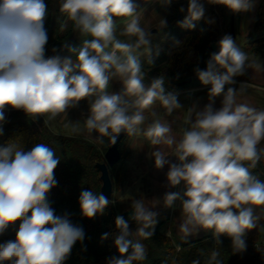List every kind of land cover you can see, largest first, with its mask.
<instances>
[{"label":"clouds","instance_id":"obj_1","mask_svg":"<svg viewBox=\"0 0 264 264\" xmlns=\"http://www.w3.org/2000/svg\"><path fill=\"white\" fill-rule=\"evenodd\" d=\"M175 0H158L163 7ZM223 5L234 13L251 12L257 0H207ZM134 0H59V12L73 24L74 30L90 37L79 48L62 44L72 56L59 54L46 57L48 43L44 27L48 16L45 0H0V137L7 123L5 109L23 111L36 120L67 117L69 109L87 101L89 115L84 127L89 135L98 133L99 143L107 137L116 144L121 133L129 137L144 136L152 146L173 149L178 162H170L159 147L151 153L156 169L168 165L166 174L170 188L183 185V192H166L163 203L173 208L179 201L183 215L178 226L182 239L199 230H211L216 244L220 236L231 240L232 253L246 250V233L257 227L258 211L264 213V181L252 169L264 158V110L247 103H237L245 84L239 88L234 77L247 69L264 71V63L250 58L231 35L219 41V51L210 54L206 68L194 69L202 85L209 86L203 108L193 104L187 109L182 136L177 140L170 124L159 119L145 125V111L157 102L171 116L183 109L176 93L166 91L165 77L146 82L141 55L153 63L151 31L141 26ZM186 15L178 26L192 30L201 20L205 8L201 0H187ZM116 18H128L119 36ZM213 21H209L211 23ZM167 26L160 18V27ZM66 23L60 25L63 31ZM143 50V51H142ZM57 53V49H52ZM155 56H159L157 48ZM223 69L224 71H219ZM119 81V92H109L110 83ZM228 85L227 90L225 86ZM216 97L221 106L213 107ZM156 116V112L151 113ZM47 117V120H45ZM78 129L73 127V132ZM247 162V163H246ZM60 158L45 143H36L24 151L15 142L0 143V235L15 228V239L0 243V264H65L77 241L83 242L82 227L74 225L69 214L57 215L48 194L58 181L55 169ZM113 203L102 192L82 190L79 206L83 217L103 215ZM129 219L115 218V234L103 233L101 241L114 236L118 255L107 264H136L147 258L143 243L134 236L150 239L157 223V213L143 199H133ZM18 225V227H17ZM220 251L214 248L206 264H224ZM192 264H200L199 259Z\"/></svg>","mask_w":264,"mask_h":264},{"label":"trees","instance_id":"obj_2","mask_svg":"<svg viewBox=\"0 0 264 264\" xmlns=\"http://www.w3.org/2000/svg\"><path fill=\"white\" fill-rule=\"evenodd\" d=\"M150 0H134L139 11ZM205 8L204 17L197 21L192 30L178 26V21L183 20L186 11H178L180 7L172 8L167 30L174 31L157 41L152 38L153 63H147V57L141 59L143 70L146 73V82L153 77L163 75L165 77L166 91L181 92L194 85H202L195 74L194 69L206 68V62L213 53L212 43L221 39V32L228 11L223 5L210 4L207 0H201ZM48 6V16L44 27L49 29L52 38L46 46L56 48L61 56H72L66 49L62 50V44L79 48L84 39H90L74 30L71 21L59 12V0H45ZM187 8H185L186 10ZM179 14V16H178ZM126 18H116V23ZM209 21H213L209 23ZM66 23L67 27L62 31L60 25ZM158 33L161 30L157 31ZM254 38L244 44V51L251 57H256L261 48H264V0H261L254 27ZM159 49V56L155 52ZM217 50L216 52H218ZM219 71H224L219 69ZM191 78L192 81L181 85L183 81ZM235 80L246 81L248 69L244 75L234 77ZM89 114L86 115L87 118ZM4 124V136L0 137V143L15 142L24 151L30 150L36 143H45L52 147L60 158V163L55 169V178L58 184L48 194L51 207L57 215L69 214V219L74 225L83 228L85 238L83 242L77 241L71 250V255L65 264H107V259L118 255L114 246V236L101 241L103 233L115 234V218L119 215L114 203H111L103 215H97L93 219L82 216L79 206V195L82 190H91L97 194L101 192L102 182L97 164L105 162V152L108 148V138L97 145L85 137L66 136L54 133L43 117L36 120L29 118L23 111L11 110L6 116ZM95 133V132H93ZM98 135V133H95ZM129 136L125 135L119 143L121 153L120 161L109 169L111 181L112 175L118 164L122 162L124 146ZM261 181H264V158L252 169ZM113 198V196H112ZM112 198L110 200H112ZM113 201V200H112ZM260 220L257 227L246 233V250L242 253H232L231 240L227 236H220L221 243L216 244L213 232L196 239L176 241L174 236L162 233L164 223L160 222L154 228V234L150 239H143L147 258L136 264H192L199 259L200 264H206L214 248L220 251V259L224 264H263L264 244L262 241V229H264V213L258 211ZM18 227V225H17ZM15 228H9L0 235V243L15 239Z\"/></svg>","mask_w":264,"mask_h":264},{"label":"rangeland","instance_id":"obj_3","mask_svg":"<svg viewBox=\"0 0 264 264\" xmlns=\"http://www.w3.org/2000/svg\"><path fill=\"white\" fill-rule=\"evenodd\" d=\"M261 0H257L256 7L251 12L234 13L233 17V33L230 28L231 13L228 9L224 25L221 32V38L228 34L236 40L237 45L244 51V44L248 41H252L254 38V27L256 23L257 10ZM184 6L187 8V0H175V2L169 7H163L158 3V0H150L145 4L137 14L140 16L141 26L146 30L151 31L152 38L157 41L161 40L169 33L174 31L167 30L169 25L170 15L172 8ZM179 16V14H178ZM160 18H165L167 26L165 28L160 27ZM116 23V31L119 39L126 40V37L119 36L120 31L124 28L126 20ZM197 22H195L196 24ZM155 30V32H154ZM161 30L160 33L157 31ZM48 40L52 38L50 30L47 29ZM216 43V42H215ZM152 44V43H151ZM153 47V45H152ZM217 50L219 46L217 44ZM143 51V50H142ZM46 57L54 55L52 49L46 46ZM146 55H141L140 59H143ZM256 58L264 63V48L259 50ZM236 83L231 85L232 87L239 88L241 83L245 84V90L243 94H238L236 97L237 103H247L248 105L255 107L257 110H264V71H256L248 69V79L246 81L235 80ZM121 83L113 80L110 83L109 92H119L121 90ZM228 85L225 86L227 90ZM209 86L205 85H194L190 88L184 89L181 92H174L177 94L179 102L182 104L183 109L176 110L171 116L165 114V109L157 102L152 106L151 109L145 111L147 120L145 125L159 119L163 123L170 124L172 128V135L179 140L182 136V130L188 125L185 124V118L187 117V109L193 104H196L199 108H203L208 100V89ZM222 97H216L213 107L218 109L221 106ZM13 109L6 108L5 116ZM156 112V116H152V112ZM89 114L88 102L81 101L76 108L68 110L67 117H57L54 120H47V124L50 129L57 134L75 137H85L92 143L100 145L95 139L98 135L92 133L88 134L84 127V121L86 115ZM44 119V117H43ZM73 127L78 129L77 132H73ZM155 147L161 148L164 154L170 162H178L177 158L173 156V149L167 146H152L149 141L142 135L128 137L126 145L124 146L122 162L117 165L112 175L113 179V203L117 209L119 216L122 213L132 210L131 202L133 199H143L147 206L150 207L151 211L157 213V224L160 222L164 223L161 231L163 234L171 237L174 236L176 241H184L182 234L178 232V226L183 219L179 207V201L173 208H166L163 203V197L166 192H183V185L175 188L168 187L166 174L168 172V165H165L163 169H156L154 166V158H151V153ZM264 148V142L260 145ZM247 163V162H246ZM137 225L135 222L130 224V229L135 231ZM210 233V230H199L196 234L191 235L187 238L188 240L200 238ZM133 239L140 240L144 244L143 238L134 236ZM264 244V229H262V241ZM145 245V244H144Z\"/></svg>","mask_w":264,"mask_h":264},{"label":"water","instance_id":"obj_4","mask_svg":"<svg viewBox=\"0 0 264 264\" xmlns=\"http://www.w3.org/2000/svg\"><path fill=\"white\" fill-rule=\"evenodd\" d=\"M233 17H234V12L231 13V19H230V28H231V32L233 33ZM155 32V30H154ZM211 48L213 50V52L217 51V43H212ZM192 81L191 78H188L187 80L183 81L182 83H180L181 85H185L187 83H190ZM126 134L121 133L116 144H111L108 140V148L107 151L105 152V162L104 163H99L97 164V167L100 171V180L102 182L101 185V192L108 197L109 199L112 198L113 196V184L111 181V177L109 174V169L112 168L113 166H115L121 158V153L119 150V143L121 142V140L123 139V137ZM132 213V210L126 211L124 213L121 214V216L124 217V219L126 221L129 222V225L132 224L134 221H131L129 219L130 214Z\"/></svg>","mask_w":264,"mask_h":264},{"label":"built area","instance_id":"obj_5","mask_svg":"<svg viewBox=\"0 0 264 264\" xmlns=\"http://www.w3.org/2000/svg\"><path fill=\"white\" fill-rule=\"evenodd\" d=\"M264 264V263H263Z\"/></svg>","mask_w":264,"mask_h":264}]
</instances>
